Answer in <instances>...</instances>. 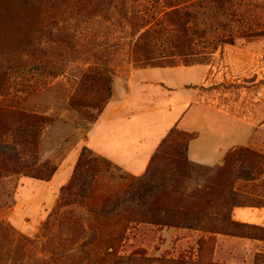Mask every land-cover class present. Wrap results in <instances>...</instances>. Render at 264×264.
I'll return each instance as SVG.
<instances>
[{"label": "rangeland", "instance_id": "374dc122", "mask_svg": "<svg viewBox=\"0 0 264 264\" xmlns=\"http://www.w3.org/2000/svg\"><path fill=\"white\" fill-rule=\"evenodd\" d=\"M164 1L0 0V21L8 2L14 3L22 13L15 32L0 30V151L3 145L13 144L14 140L18 162L31 165L48 161L57 168L47 182L21 173L11 175L9 171L15 169V164L8 156H0V264H140L126 258L136 253L152 259L151 264H264V241L252 239L259 234L240 230L244 235H228L232 229L219 226L221 222L217 219L212 222L213 213L223 209L221 193L214 196L217 207L211 217L208 215L211 210H204L201 215L207 217L198 218L200 224L196 229L127 222L117 248L119 258H103L102 241L98 237L101 233L106 238L104 234H112L118 225L104 227L96 233L94 230L99 226L94 227L92 221L89 226L84 224L86 240L92 237L82 250L84 254L71 221L65 222L60 216L55 222L53 217L50 219L57 209L60 190L73 175L82 142L98 118L107 93L103 83L90 84L85 76L106 71L112 83L126 81L138 69L131 60L133 45L147 28L157 33L153 35L156 48L161 53L170 52L165 40L172 29L162 18ZM187 8L195 12L192 24L197 30L194 37L197 43L193 58L210 67L206 80L211 90L209 102L219 113L247 120L254 128L253 131L229 124L228 130L232 133L229 143L243 146L230 151L248 150L263 156L264 0H199ZM130 16L134 19L130 20ZM166 60L173 62L171 66H183L181 58ZM139 74L145 77L142 81L153 83L186 79L185 73L161 69ZM135 79L133 84L140 82L139 78ZM11 112L49 122L40 124L42 131L38 139L27 140L22 137V130L36 121H27L24 128L22 116ZM177 132L183 137L187 135ZM254 132H259V136ZM97 141V138L93 140L91 148ZM182 159L185 161L183 153ZM173 163L164 159L157 163V168L163 172L167 164ZM112 165L126 177L136 178ZM193 165L191 179L182 181L186 192L202 184L206 174L203 168H208ZM258 166L262 170L258 177L246 178V175H256L245 171L234 177L239 196L234 200L238 204L227 209L232 222H235L234 209L264 208V166ZM115 174L118 178L122 176ZM94 184L96 192L117 194L125 188L121 180L109 178L105 171ZM168 197L167 202L173 204L175 196ZM71 210L87 217L85 208H63V211ZM254 258L259 261L254 263Z\"/></svg>", "mask_w": 264, "mask_h": 264}, {"label": "trees", "instance_id": "16d2710c", "mask_svg": "<svg viewBox=\"0 0 264 264\" xmlns=\"http://www.w3.org/2000/svg\"><path fill=\"white\" fill-rule=\"evenodd\" d=\"M196 1L199 0L164 1L165 11L162 18L164 23L172 29L165 41L170 45L169 49L171 51L165 52L167 55L164 52L161 53L159 48H156L157 46L153 40V35H157V33L147 28L138 36L131 51V60L134 65L138 66V69L174 67L170 65L173 62H167L166 60L170 57L181 58L184 67L203 64L201 60L193 58L197 43L194 38L197 30L192 24L195 12L189 11L187 8ZM2 15L3 20L1 19L0 21V30L6 33L15 32L19 27L17 22L22 17V13L16 8L14 3L8 2ZM129 19L133 20L134 18L130 16ZM51 23L53 22L49 24ZM143 28H146V25H143ZM214 39L217 40L218 38L214 37ZM227 39L229 40L230 38L228 37ZM229 41L232 42L231 40ZM202 45H205V43H202ZM105 72L94 73L88 77L85 76V80L87 79L86 81L90 84L101 82L107 88L100 113L111 98L113 86L110 81V75ZM82 105H85V103ZM78 112L84 114V111ZM11 113L22 116L21 123L22 125L24 124V128L27 121H36L35 125L22 130L21 135L27 140L31 139V137L38 139L42 131L40 124L43 125L46 121L49 122V120L32 115L26 116L18 112ZM96 120H94V123ZM193 138L194 135L192 134H187L183 137L176 129H172L158 146L146 172L136 178L126 177L120 170L116 171L109 161L94 154L90 149L83 147L70 181L60 190L57 209L50 219L53 217V222H55L57 216H60L65 222L66 220L71 221L70 226H72L71 228L77 236V243L81 242L79 245L81 251L87 247L92 239L91 237L86 240L83 231L84 224L89 226L91 221L95 223L94 227L96 225L99 226L98 230H94L96 233L104 227L118 225V229L112 234H104L106 238L101 233L98 234V237L102 241L100 250H103V258H119L116 257L117 248H120L119 245L127 222L196 229L200 224L198 218L207 217L206 214L201 215L202 212L211 210V213H208L210 216L216 209L217 198L214 196L216 193H221L224 195L221 200L223 209L222 212L213 213L215 219L212 222L218 220L221 222L219 226L223 225L226 229H228L227 227L232 229V234L228 235L241 234L239 233L240 230H247L259 234V237H252V239L264 241V228L232 222L227 211L229 207L233 208L238 204L234 202L236 196H239V189L234 188V177H237L242 171H245L246 174L256 175H246L244 176L246 178H255L261 175L262 170H258V165L264 166V155H257L248 150H229L224 155L221 166L209 169L203 168L206 174L203 177L202 184L186 192L182 181L190 180L191 173L195 168L186 157L188 143ZM12 141L13 144L3 145V151H0V156H8L15 164V169L10 170L9 173L11 175L21 173L23 176L36 180L50 181L55 175L57 168L48 161L31 165L18 162V152L15 151L14 140ZM182 153L185 161L182 159ZM164 159H170L174 163L171 165L167 164L162 172L157 168V163ZM21 166H23V169ZM104 171L109 178L121 180L125 187L121 193L96 192L94 183L97 181L98 175ZM117 172L122 176L119 178L115 176ZM168 196H175L173 204L167 202ZM71 206L85 208L87 217L80 211H63V208ZM74 212L77 213L75 214ZM134 217L135 220H132ZM220 231L224 232L222 229ZM241 235H244V233ZM83 253L85 254V252ZM126 258L140 264L154 263L152 259L145 258L139 253ZM258 261L259 258H254V263Z\"/></svg>", "mask_w": 264, "mask_h": 264}, {"label": "crops", "instance_id": "0c3cea01", "mask_svg": "<svg viewBox=\"0 0 264 264\" xmlns=\"http://www.w3.org/2000/svg\"><path fill=\"white\" fill-rule=\"evenodd\" d=\"M156 69L185 73L186 79L164 84L162 81H142L145 77H140L141 71L150 73ZM209 76V66L195 65L135 69L126 81L115 80L111 98L90 127L82 148L90 149L139 177L146 171L163 139L172 129H177L194 135L186 151L190 163L208 168L222 165L223 157L229 150L243 147L229 143L232 133L228 125L254 128L247 120L219 113L218 108L209 102L211 90L206 85ZM135 78H139L140 82L133 84ZM254 133L259 136V132ZM96 138L98 141L91 148ZM232 219L240 224L264 228V208L234 209Z\"/></svg>", "mask_w": 264, "mask_h": 264}]
</instances>
